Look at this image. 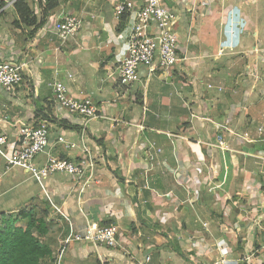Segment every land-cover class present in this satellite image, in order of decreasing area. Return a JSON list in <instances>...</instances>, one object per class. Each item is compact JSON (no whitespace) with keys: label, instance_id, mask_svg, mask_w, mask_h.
Listing matches in <instances>:
<instances>
[{"label":"crops","instance_id":"crops-1","mask_svg":"<svg viewBox=\"0 0 264 264\" xmlns=\"http://www.w3.org/2000/svg\"><path fill=\"white\" fill-rule=\"evenodd\" d=\"M0 1V61L25 63L26 78L13 94L0 86V133L15 141L49 111L57 121L37 165L49 154L79 159L83 132L96 162L88 186L56 173L43 187L0 156V216L26 208L44 217L47 232L34 234L50 258L71 227L117 228L119 246L73 241L65 264H264V0H165L181 15L186 59L151 75L143 67L129 86L116 76L127 27L115 5L146 0H58L37 30L18 20L13 0ZM27 1L39 23L45 0ZM61 12L83 19L67 42L55 30ZM54 78L72 96L91 97L99 116L85 125L57 104ZM244 133L249 140L236 139ZM60 135L78 147L57 143ZM31 179L39 192L27 186Z\"/></svg>","mask_w":264,"mask_h":264},{"label":"built area","instance_id":"built-area-1","mask_svg":"<svg viewBox=\"0 0 264 264\" xmlns=\"http://www.w3.org/2000/svg\"><path fill=\"white\" fill-rule=\"evenodd\" d=\"M125 14L127 54L119 62L116 71L120 84L129 86L138 82L143 67H146L151 75L158 70L169 71L186 59L178 33L181 15L176 9L169 7L165 0H146L140 7L125 2L116 4L115 15L121 19ZM82 26V17L72 12H61L55 22V30L62 42L76 38ZM25 79V63L0 61V86L8 93H15ZM49 86L57 104L71 115L82 117L85 125L99 116V107L94 100L88 96H72L63 80L54 78L49 82ZM209 87H212V84H209ZM51 123L49 120H41L36 125L23 126L19 129L15 141H11L7 134L0 133V156L4 158L9 169L20 167L26 170L43 187L44 181L56 173L69 174L77 179L84 178V185L88 186L95 178L96 162L85 142L84 132L80 144L82 155L79 159L72 160L49 154L43 165H37L38 155L46 151ZM217 137L219 147L226 151L228 145L224 135L218 134ZM249 137L248 133H244L237 135L236 139L249 140ZM57 143L66 148L78 147L77 143L67 140L63 135L58 136ZM154 146L152 143L151 147ZM48 200L57 212L69 219L50 196ZM117 234L115 226L100 225L97 222L88 223L84 234L75 232L71 227L68 236L60 240L51 264H65L66 250L73 241L87 240L95 245L116 247L121 244Z\"/></svg>","mask_w":264,"mask_h":264},{"label":"trees","instance_id":"trees-1","mask_svg":"<svg viewBox=\"0 0 264 264\" xmlns=\"http://www.w3.org/2000/svg\"><path fill=\"white\" fill-rule=\"evenodd\" d=\"M3 2L0 1V7ZM58 0H45L42 7V17L37 23V15L32 10L27 0H16L14 2L15 10L19 15V21L26 25H34L35 30L43 26L48 20L49 16L58 7ZM121 25L126 23V14L120 20ZM43 111V112H42ZM43 113V118L49 121H57L56 117L49 111ZM61 123L67 127V123ZM78 129L77 126H70ZM0 224V264H51L50 256L52 249L41 242V234L47 232V222L44 217H38L34 209L23 208L18 215L1 214ZM37 230L38 236L34 234Z\"/></svg>","mask_w":264,"mask_h":264},{"label":"rangeland","instance_id":"rangeland-1","mask_svg":"<svg viewBox=\"0 0 264 264\" xmlns=\"http://www.w3.org/2000/svg\"><path fill=\"white\" fill-rule=\"evenodd\" d=\"M170 4L172 5V3L170 2ZM180 34L182 35V37H184V39H185V31L184 30H180ZM42 120H47L48 121V119H42ZM50 122H52V121H50ZM27 184V186H29L30 187V189L32 190V191H34V192H39L42 188H41V186H40V184L36 181V180H34V179H31V180H29L28 181V183H26ZM27 198H25V200H26ZM28 200H26V202H27ZM18 202H20V201H18ZM18 202H16V203H18ZM30 202V201H29ZM26 207V206H25ZM15 215H18V213L17 214H15ZM1 217V216H0ZM1 222H2V220H1V218H0V224H1ZM50 264V263H49Z\"/></svg>","mask_w":264,"mask_h":264}]
</instances>
